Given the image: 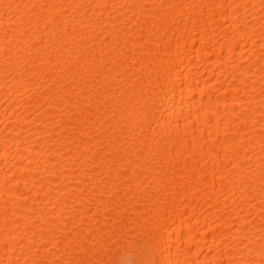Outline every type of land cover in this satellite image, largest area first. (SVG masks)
Masks as SVG:
<instances>
[{
	"label": "bare ground",
	"instance_id": "obj_1",
	"mask_svg": "<svg viewBox=\"0 0 264 264\" xmlns=\"http://www.w3.org/2000/svg\"><path fill=\"white\" fill-rule=\"evenodd\" d=\"M0 264H264V0H0Z\"/></svg>",
	"mask_w": 264,
	"mask_h": 264
}]
</instances>
